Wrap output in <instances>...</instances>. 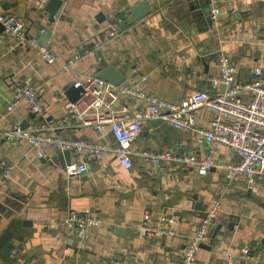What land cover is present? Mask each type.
<instances>
[{
	"label": "crops",
	"instance_id": "1",
	"mask_svg": "<svg viewBox=\"0 0 264 264\" xmlns=\"http://www.w3.org/2000/svg\"><path fill=\"white\" fill-rule=\"evenodd\" d=\"M48 1L0 0V9L20 18L29 37L39 41L41 31L50 30L46 45L57 56L48 63L34 47L18 44L0 30V130L50 119L60 137L113 145L108 130L73 127L75 120L63 103L75 80L72 71L96 75L112 65L124 76L122 83L172 102L197 90H212L222 55L230 58L237 79L250 77L257 67L264 77V0H218L219 24L210 17L208 0H150V12L139 20L132 8L143 0H61L53 21L45 10ZM112 27L118 34L106 40ZM78 53L81 57L65 70L63 64ZM25 84L36 88L41 114L25 103L7 109ZM119 103L130 108L144 104L125 96ZM212 117L211 110L201 108L195 127L208 128ZM130 149L129 169L105 154L89 161L86 173L69 177L57 148L39 151L26 141L1 142L0 178L1 165L10 169L0 182V264H177L216 203L219 220L204 242L208 248L199 250L194 264H264V184L229 182L225 170L216 167L204 176L172 164L161 170L137 152L192 151L224 163L237 161L235 153L151 121ZM80 159L69 152V162ZM69 209L89 211L102 224L86 237H74L61 222ZM146 209L154 220L175 215V235L145 238L140 226ZM247 246L254 248V258H238Z\"/></svg>",
	"mask_w": 264,
	"mask_h": 264
},
{
	"label": "built area",
	"instance_id": "2",
	"mask_svg": "<svg viewBox=\"0 0 264 264\" xmlns=\"http://www.w3.org/2000/svg\"><path fill=\"white\" fill-rule=\"evenodd\" d=\"M150 1V0H145ZM210 17L215 24L220 23L221 10L218 0H208ZM0 24L4 32L14 38L18 44L26 43L34 47L39 55L48 63L57 61V56L47 45H42L36 38L27 34L24 22L0 9ZM43 32V30L41 31ZM118 30L112 27L106 40L116 36ZM96 47L99 44H95ZM81 57L76 54L63 64L65 70H71L73 63ZM218 75L211 79L212 90H197L179 102H172L147 94L127 84H115L104 81L95 75H83L72 71L75 78L72 85L80 87L79 96L71 101L64 98V107L69 118L75 120L73 127L91 126L100 133L108 130L114 144L106 141L91 142L82 139L60 137L54 132L56 126L52 120H42L30 127H14L0 130V143L28 142L41 151L44 147L53 146L60 151H72L82 159L69 162L64 166L67 176L82 175L89 170V161H96L102 155L113 156L122 166L129 169L130 145L139 134L145 123L153 119L190 132L200 143L211 146H225L238 156L237 161L219 162L210 157H198L192 151L177 152L174 150H143L137 152L145 160L157 164L161 170L168 166L178 165L196 170L199 175H206L212 167L225 170L226 179L231 182L240 179L247 185L264 184V77L260 67L254 74L243 80L235 77L234 67L227 55L218 61ZM224 86L222 89L221 86ZM121 96L129 100L142 101L143 105L128 107L119 103ZM25 103L30 111L41 114L44 110L36 88L23 85L7 109L11 110L18 104ZM201 108L212 111L213 117L209 127H195V115ZM166 164V165H165ZM0 182L4 183L9 176V166L1 165ZM219 203L212 206L202 218L199 226L186 244L177 264H194L201 245L209 232L219 220ZM62 224L69 234L77 238L86 237L91 228L99 227L100 218L89 211L77 212L69 209L62 218ZM177 217L173 214H161L153 219L151 212L145 210L140 233L148 239L171 237L176 233ZM254 248H243L238 258H254Z\"/></svg>",
	"mask_w": 264,
	"mask_h": 264
},
{
	"label": "water",
	"instance_id": "3",
	"mask_svg": "<svg viewBox=\"0 0 264 264\" xmlns=\"http://www.w3.org/2000/svg\"><path fill=\"white\" fill-rule=\"evenodd\" d=\"M61 3H62L61 0H49L46 3L45 10L48 12L50 20H52V21L54 20V15L56 14L59 7L61 6ZM149 12H150L149 4L145 0L141 1L140 3H138L137 5H135L132 8V14H133V17L135 20H139V19L143 18ZM0 30H4L2 24H0ZM49 35H50V30H47V29L43 30L42 36H41V39L39 40V42L42 45H46ZM95 76L97 78L104 80V81H110V82H113L115 84H120L125 79L124 76H122L119 72H117L112 65H108V66L102 68L101 70H99L97 72V74ZM221 88L223 89L224 86L222 85ZM80 91H81L80 87H74L73 85H71L68 88V90L66 91V95H68V92H70L69 99L71 101H74L79 96ZM162 122H163V120H161V119L151 120V123L156 124V125L160 124ZM20 126L24 128V127H27L28 124L20 123ZM69 152L70 151L65 150V151H62L59 153V159H60V162L62 165L69 163ZM219 228H220V224H218L216 226L215 232L217 230H219ZM117 229H120V228H117ZM116 231H118V230H116ZM201 248H208V246H206L203 243L201 245Z\"/></svg>",
	"mask_w": 264,
	"mask_h": 264
}]
</instances>
